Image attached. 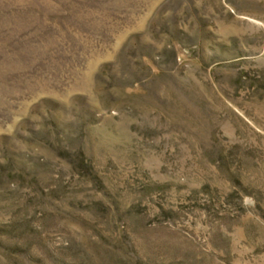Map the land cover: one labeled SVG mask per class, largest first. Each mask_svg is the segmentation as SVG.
Returning a JSON list of instances; mask_svg holds the SVG:
<instances>
[{
	"label": "rangeland",
	"instance_id": "1",
	"mask_svg": "<svg viewBox=\"0 0 264 264\" xmlns=\"http://www.w3.org/2000/svg\"><path fill=\"white\" fill-rule=\"evenodd\" d=\"M0 264H264V0H0Z\"/></svg>",
	"mask_w": 264,
	"mask_h": 264
}]
</instances>
